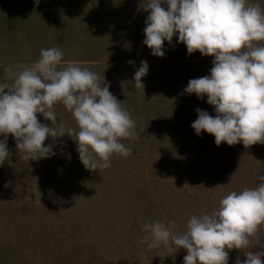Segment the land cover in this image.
Listing matches in <instances>:
<instances>
[{
	"label": "rangeland",
	"instance_id": "374dc122",
	"mask_svg": "<svg viewBox=\"0 0 264 264\" xmlns=\"http://www.w3.org/2000/svg\"><path fill=\"white\" fill-rule=\"evenodd\" d=\"M147 3L0 0L5 92L15 79L8 67L18 73L39 59L41 48L58 47L59 67L75 62L95 72L101 85L104 77L136 122L138 137L122 140L129 156L114 155L110 167L89 171L78 158L74 134L46 138L56 155L37 160L25 159L8 134L9 157L0 164V264H183L186 250L141 243L148 235L143 225L172 221V232L181 233L190 216L211 213L230 191L260 183L264 144L217 146L212 135L191 128L197 108L215 115L206 97L184 92L189 79L209 74L213 57L188 54L176 36L164 43L163 57L151 55L142 43ZM249 3L264 10V0ZM141 60L148 72L144 89H135ZM54 111L57 123L76 130L62 104ZM37 119L53 126L40 114ZM260 233L259 244L253 236L248 248L230 250L228 264L246 259L243 252L264 251V227Z\"/></svg>",
	"mask_w": 264,
	"mask_h": 264
},
{
	"label": "clouds",
	"instance_id": "9594fccd",
	"mask_svg": "<svg viewBox=\"0 0 264 264\" xmlns=\"http://www.w3.org/2000/svg\"><path fill=\"white\" fill-rule=\"evenodd\" d=\"M146 9L150 12L142 43L151 55L163 57L164 43L171 44L176 36L188 54L198 51L213 57L209 74L189 79L184 88L197 98L206 97L215 112L196 109L197 118L190 125L195 134L212 135L217 146L264 144V43H258L264 42V10L260 5L249 0H148ZM62 56L58 47L41 48L31 66H22L18 73L6 69L15 79L7 92L0 84V164L9 157L8 134L27 160L56 155L52 144H44L46 138L74 134L78 158L89 171L110 167L114 155L131 154L122 140L138 138L136 122L109 91V83L103 77L101 85L95 72L75 62L59 67ZM147 72V61L141 60L133 76L135 89H144L142 78ZM57 103L71 112L76 130L56 122ZM37 114L53 126L38 121ZM258 180L255 188L230 191L211 213L190 216L181 233L172 232V221L167 226L160 220L145 223L148 235L141 243L147 241L149 249H184L183 264H228L233 248H248L253 236L260 243L264 175ZM243 253L246 259H237L236 264H264V251Z\"/></svg>",
	"mask_w": 264,
	"mask_h": 264
}]
</instances>
